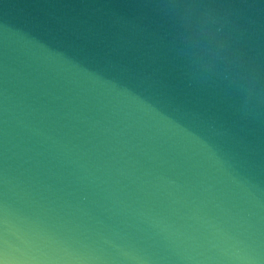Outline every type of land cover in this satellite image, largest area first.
<instances>
[{
  "label": "water",
  "instance_id": "1",
  "mask_svg": "<svg viewBox=\"0 0 264 264\" xmlns=\"http://www.w3.org/2000/svg\"><path fill=\"white\" fill-rule=\"evenodd\" d=\"M0 264H264V0H0Z\"/></svg>",
  "mask_w": 264,
  "mask_h": 264
}]
</instances>
